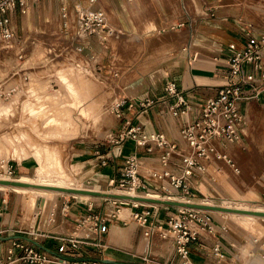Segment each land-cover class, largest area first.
I'll return each instance as SVG.
<instances>
[{
	"label": "crops",
	"instance_id": "1",
	"mask_svg": "<svg viewBox=\"0 0 264 264\" xmlns=\"http://www.w3.org/2000/svg\"><path fill=\"white\" fill-rule=\"evenodd\" d=\"M221 1L222 3L220 0H97L94 4H90L87 0H36L32 4V9L30 6L29 9L23 11L18 7L13 11L12 27L15 32L13 41L7 44L0 37V60L5 55L7 57L4 62H0V81L14 77V69L31 65V60L43 64L46 57H41V59L35 57L38 54V47L44 44L51 46L50 44L57 40L59 38L57 36L60 35L69 33L75 35L76 38L71 46L77 47L74 50L79 51L82 55L90 53L94 57L96 53L102 54V49L105 46L99 45L102 43H99L97 37L88 36L82 32L78 14V10L81 8L102 9L110 16V25L114 29L112 38L106 43L108 47H111V50L114 43L117 42V46L119 45L118 42L121 44L120 39H123L122 41L127 45L131 38L145 48L142 56L145 61H142L140 69L142 71L150 70V72L142 75L140 81L137 82L138 84H135L136 81L131 83V86L136 90L133 96L136 98L140 96V99L150 97L157 101L154 106L150 105L151 107H141L138 104L134 110H130L125 105L122 107L125 117L132 119L134 125L140 126L143 133H164L171 142L179 145L181 151H187L188 148L182 134L183 128L196 121L201 115L203 105L210 99L217 97L223 87L235 80L228 65V58L232 52L229 48L230 45L235 44L238 48H242L247 41L248 34L257 36L264 33V15L244 16L245 10L240 8L242 4L239 0ZM216 3L217 5H215ZM64 8H67V16H64ZM178 21H184L182 28L166 31L169 27L178 25ZM251 21H257L259 25L262 23L263 29L251 32L237 23L248 24ZM82 36L85 39L81 43L80 37ZM85 40L87 42H84ZM41 52H43L42 49ZM31 54L33 56L25 63L27 55L30 56ZM16 57L21 64L16 62ZM98 64L104 67L103 61ZM41 70L46 69L42 68L38 71ZM243 72L245 75H253L259 78V74L249 66H245ZM62 78L72 91L78 92L73 81L68 79L66 75H62ZM171 82L177 84L186 98L190 107V111L186 115L174 116L170 109L176 101L175 98H170L166 92V86ZM126 94L128 93L126 92ZM245 95L249 99L241 103L245 116V125L241 132L242 140L240 143H225L220 147V150L231 156L235 163H238L237 154L241 155L235 145L244 143V139L250 132L248 120L251 122L257 112L264 110V93L256 97L252 89L247 87ZM80 105L82 106L81 118H77L73 123L74 125H70V130H76L85 119L97 117L93 111L91 112L94 114H91L83 101H80ZM4 107L7 108V106L0 104V111ZM49 119L50 117L44 120L49 121ZM231 144L234 147L230 148ZM140 150L133 142H128L115 146L113 150L98 149L95 152H87V154L98 156L97 160L101 156H106L110 162H114V158L123 160L125 155L138 154L139 156L144 155L140 158L152 166H159L160 154L148 155ZM83 154L86 152L82 150H78L76 153L77 156H83ZM34 155L39 161L42 158L38 152ZM53 157L57 159L55 153H53ZM28 160L18 163L24 173L31 169V162ZM94 160L90 159L74 164H87ZM58 163L59 160L57 159ZM120 163L122 164L123 161ZM219 163L226 167H222ZM172 164L178 166L179 159L176 158ZM227 165L229 164L219 159L207 162L206 171L197 173L192 179L195 197H221L229 193L242 192L236 182L230 181ZM105 166L102 160L101 167L105 168ZM98 173L101 175L96 176V178L103 181L115 179L114 171L108 167L95 171L94 176ZM23 177L30 178L29 176ZM30 179L35 178L31 177ZM37 179L73 182L63 177H58L57 180ZM232 184L237 191L232 187ZM10 189L12 188L5 190ZM0 190L3 191L4 189ZM148 191L149 193L157 192L164 195L162 191L156 190L153 185L149 186ZM16 193L23 194L20 201H17L16 197H0V202L4 201V211L0 216V262L7 259L9 250L17 241H32L54 255L57 254V249L67 240V237L75 236L81 239V244L74 251L73 256L68 257L71 260H98L106 264H143V258L150 255L149 258L153 262L161 264L179 263V255L173 240H166L163 237L159 239L153 235V241H151V237L148 238L145 235V227L147 226H152L155 229L167 227L170 217L175 214L169 210L178 211L176 206L158 204L157 202H154L155 205L144 206L143 210L136 213L146 212L151 222L149 225H143L136 218L132 222L121 219L119 217L120 210L118 214H110L108 207L98 210L97 207H94V201L86 200L87 202H83L77 199L70 202V199L60 200L45 228H39L42 223V214L39 213L38 224L35 225L33 231H30L31 228L21 227L19 217L24 212V194L32 193L19 191ZM68 195L76 197L73 194ZM32 204L34 209V203ZM19 210H21L20 214L16 212ZM131 210L133 212V208ZM136 213L133 212V214ZM97 216L104 219L102 232H95L93 228V219ZM212 223L217 228L216 233L219 236L216 234V237L221 243L226 258H233L236 260L235 264L239 263L237 257L239 248L243 243L241 237L232 236L214 216ZM79 227H84L88 233L90 232V235L84 236L87 232L78 231ZM216 243L209 242L201 233L200 239L188 246L191 261L195 264H209L208 260L211 256L209 249ZM260 263L264 264V261L260 260Z\"/></svg>",
	"mask_w": 264,
	"mask_h": 264
},
{
	"label": "rangeland",
	"instance_id": "2",
	"mask_svg": "<svg viewBox=\"0 0 264 264\" xmlns=\"http://www.w3.org/2000/svg\"><path fill=\"white\" fill-rule=\"evenodd\" d=\"M239 1L242 4L240 8L245 10L244 16L252 15L255 17L264 15V0ZM220 2L222 3L221 0ZM237 12L241 13L240 11ZM257 21H251L248 24L237 23L244 29L254 32L263 29L261 27L262 23L259 25ZM183 22L178 21V25L169 27L166 31L182 28L179 24H183ZM57 37L59 38L53 41L50 44L51 46L44 44L38 47V54L35 57H39V59L46 57L43 64H38V62L31 60V65L15 68L13 71L14 77H8L0 81V104L7 106V108L4 107L0 111V175L12 178L29 176L35 178L36 181L40 180L37 178L57 180L58 177L72 180L75 184H79L78 186L81 188H94L98 190L97 192L102 193L87 200L89 202L94 201L95 208L97 207L99 210L108 207L110 214H118L120 210L119 217L127 222H132L135 220L133 212H140L144 206L155 205L154 202L139 201L140 203L138 204L124 202V197L122 196H130L123 195L121 192L123 189H120L117 183L111 184V181L106 182L96 178L101 173L94 176L95 171L108 167L114 171V177L117 180L119 178L118 170L122 166L120 162L123 160L119 158L118 161L117 158H114V162H110V159L105 158L107 165L103 168L101 167L103 159L97 160L98 156L89 155L87 152H95L98 149L109 151L116 146L110 142L108 136L110 134L117 135L123 127L125 121H122L116 114L117 106L122 101L133 99L136 107L140 100H143L146 104H148V101L153 102L151 106L156 104V99L150 97L143 99H140V96L138 98L134 97L136 90L131 86V83L135 81V84H138L137 82L140 81L141 76L150 72V70L142 71L140 69L142 61H145V59H142L145 48L131 38L127 45L122 41L123 39H120L121 44L118 42V46L117 42L114 45L112 43L113 48L111 50V47L109 46V48L106 43L112 37L105 42L97 39L99 43H102L99 45L105 47L102 49V54L96 53L92 57L90 53L82 55L79 51L74 50L77 47L71 45L74 43L75 35L69 33ZM84 39L83 36L80 37L81 43ZM84 42L87 41L85 40ZM41 49L43 52H41ZM32 56L33 54L27 55L25 63ZM6 58L5 55L0 62H4ZM104 58L106 59L104 60ZM102 61L104 67L98 64L102 63ZM16 62L21 64L17 57ZM42 68L46 70L38 71ZM62 75H66L68 79L76 84L78 92L72 91L68 87ZM27 82L28 84L26 85ZM80 101L85 102L90 112L94 111L97 117L85 119L76 130H70V125H74L73 123L76 119L81 118L82 106ZM123 109L121 108V111L124 114ZM48 116L50 117L49 121H45L44 119L49 118ZM248 121L249 135L244 139V143L235 145L241 154H237L238 163L236 162L239 172L227 165L229 167L227 172L229 179H231L230 181L236 182L242 192L229 193L221 197L204 198L197 196L190 199L191 201L205 205L212 203L221 204L222 201L227 200L248 204L251 208H264V110L257 112L251 122L250 120ZM78 150H82L86 154L77 156ZM36 152L40 154L42 160L40 159L39 161L35 158L34 154ZM53 153L56 154L59 160L58 164L57 159L53 157ZM90 159L95 160L87 164H74ZM24 160L31 162V169L27 173L22 172L18 166V163H22ZM2 161L6 162L2 163ZM219 164L222 167H226L224 164ZM10 167L14 171L12 175L9 174ZM66 182L69 183V181ZM232 187L237 191L233 184ZM138 194L145 196L146 193L139 192ZM148 195L154 196V200H159V197L161 200L165 198L164 195H160L157 192L148 193ZM1 196L16 197L17 201H20L23 194L16 193L12 189L7 191L4 189L3 191L0 190ZM148 197L146 196L145 198ZM171 197L176 201L185 200L183 197L176 195ZM167 198L165 200H168ZM69 199L70 202H74L77 199L87 202L70 195H60L50 199L46 196L24 194V212L19 217L21 227L31 228L30 231H33L35 225L38 224V215L41 213L42 223L39 228L44 229L47 221L54 214L56 204L60 200ZM31 202L34 203V209ZM131 208H133V212ZM179 209L180 207H178ZM198 209L205 210L204 208ZM16 212L20 214L21 210ZM169 212L174 214L178 211L169 210ZM206 213L211 216L212 220L213 216L218 219L223 224L224 229L229 231L232 236L241 237V242L243 243L239 248L237 257L239 263L236 264H262L260 260H264L259 252L260 244L259 242L257 243L256 255L255 242L259 238H264V221H257L256 219L241 220L237 216L227 217L215 211L201 212L202 218H204ZM212 220L208 222L211 223L214 231H201V233L204 234L209 242H217L216 244L221 245L216 237V234L218 236L219 234L216 233L217 228L212 223ZM150 222L151 220H149L147 225ZM80 230L86 231L84 227H79L78 231ZM148 230L150 231L149 228L145 227V233ZM163 231L164 229L157 234H151V241H153V235L155 238L159 237L161 239ZM76 235L78 234L76 233ZM89 235L90 232H87L84 236ZM147 237L149 238V236ZM166 240H172L171 236ZM213 247L209 249V253H211L208 260L209 264H235L236 260L233 258H224L223 260L217 258L214 255ZM148 257L151 256L148 255ZM178 264H182L180 257Z\"/></svg>",
	"mask_w": 264,
	"mask_h": 264
},
{
	"label": "built area",
	"instance_id": "3",
	"mask_svg": "<svg viewBox=\"0 0 264 264\" xmlns=\"http://www.w3.org/2000/svg\"><path fill=\"white\" fill-rule=\"evenodd\" d=\"M35 1L0 0V37L5 43L9 44L15 38L12 27L13 11L18 7L25 11ZM87 1L90 4L97 2V0ZM66 9L64 8V16H67ZM78 14L80 27L84 34L97 37L103 42L113 35L114 29L104 10L81 8L78 10ZM183 25L179 24L181 27ZM229 48L232 52L228 58V65L235 80L223 87L217 97L203 105L201 115L196 121L183 128L182 134L188 148L187 151H181L179 145L171 142L164 133H143L140 126L134 125L132 119L126 118L121 108L125 105L130 110L136 108L133 99L124 100L118 104L116 114L125 122L117 135L110 134L108 136L110 142L116 146L133 142L143 153L160 154V163L158 167L144 169L143 160L138 154L125 155L119 171V178L111 180V184L117 183L120 189L133 193L147 191L146 195L149 193V186L153 185L156 190L162 191L168 200L172 198L171 196L176 195L183 197L186 202H190V199L195 197L192 179L197 173L206 171L207 162L219 159L239 172L233 159L220 150V147L225 143H240L242 140L241 132L245 125V116L241 103L249 99L245 95L247 87L252 89L256 97L264 93V33L257 36L248 34L247 41L242 48H238L235 44L230 45ZM245 66H249L254 72H257L259 78L245 75L243 72ZM166 92L170 98L176 99L170 108L174 116L186 115L190 111L186 98L176 83H168ZM152 103L150 101L148 104L144 101L139 102L142 107L150 106ZM101 158L104 165H107L106 159L108 158L106 156H101ZM176 158L179 159L178 166L172 164ZM13 173L14 171L10 167L9 174ZM3 205L4 201L0 202V216L4 211ZM201 212L203 211L195 208H180L170 217L167 227L161 233L165 239L171 236L182 264H195L189 257L188 246L200 239L201 231H214L211 223L208 222L212 220L211 216L206 213L202 218ZM135 218L139 219L143 225H147L149 222L146 212L136 213ZM103 221L104 219L99 216L93 219L95 232L103 231ZM147 228L150 231L145 233L146 236L155 233L154 227L147 226ZM80 244L79 237H67V240L57 249V254L52 255L32 241H17L9 250L7 259L0 264H106L98 260L69 259L68 257L73 256ZM259 244L260 255L264 258V240ZM213 252L219 259L226 258L219 244L213 247ZM143 264L161 263L153 262L145 256Z\"/></svg>",
	"mask_w": 264,
	"mask_h": 264
},
{
	"label": "bare ground",
	"instance_id": "4",
	"mask_svg": "<svg viewBox=\"0 0 264 264\" xmlns=\"http://www.w3.org/2000/svg\"><path fill=\"white\" fill-rule=\"evenodd\" d=\"M32 7L33 6L31 5V9H32ZM87 108H88V106H87ZM91 114H94V113L91 112ZM93 118H95V117H93ZM232 147H234V146L231 144L230 148H232ZM5 162L6 161H2V163H5ZM142 164H143V167L145 169H150L151 167H156V166H152V164H150V163H147L146 160H143ZM30 178H25L23 176L12 178L10 176H3L2 175V176H0V181L17 182L20 184H12V183L7 184V183L0 182V189L12 188L16 191H20L23 193H32L33 195L46 196L50 199H53V198L60 196V195H68V194H73L77 198H80L82 200H89L93 197L99 196V195H95L93 193H89V192H96L98 190H96L94 188L84 189V188L79 187L78 186L79 184L77 185L73 182L67 183L64 180L57 181V182H53V181L51 182L49 180H39V181L37 180L36 181V179L33 180ZM77 190L88 191V192H78ZM121 192L123 193V195L130 196V197L123 196L124 197L123 201L128 202V203L134 202V203L138 204L139 201H143V200L136 199V197H146V196L148 197L149 196L146 194H145V196H142V195H139L138 192L133 193V192L125 191V190H123V191L121 190ZM148 198L149 199H155L154 196H149ZM164 199H166V198H164ZM170 201H176V200H173L171 198ZM178 201H181L182 203H196L195 201H190V202H186L185 200H178ZM205 205L213 206V207H217V208H214L211 210H208V209L201 210L198 208H195V209H197L199 211H205V212L215 211L216 213L224 214L227 217L228 216H237L241 220L242 219H256L257 221H260V220L264 221V214H259V213H264L263 207L251 208L248 204H244L241 202H231V201H227V200L222 201L221 204L212 203V204H205ZM180 208L184 209V208H192V207H188V206L184 205V206H180ZM161 230H163V229L157 228V229H155V233H159V232H161ZM263 240H264V238H259L255 242L256 255H257V248H258L257 243L260 241L262 242Z\"/></svg>",
	"mask_w": 264,
	"mask_h": 264
},
{
	"label": "water",
	"instance_id": "5",
	"mask_svg": "<svg viewBox=\"0 0 264 264\" xmlns=\"http://www.w3.org/2000/svg\"><path fill=\"white\" fill-rule=\"evenodd\" d=\"M0 182L7 183V184H10V183H12V184H20V183H17V182H10V181H0ZM77 191L78 192H88V191H79V190H77ZM89 193H93L95 195L102 194V193L97 192V191L96 192H89ZM136 199L143 200V201L157 202L158 204L171 205V206H176V207H180V206L186 205V206L192 207V208H204V209H208V210L217 208V207L205 206V205H201V204H197V203H182L181 201H170V200H161V199L154 200V199H149V198H145V197H136ZM259 214H264V213H259Z\"/></svg>",
	"mask_w": 264,
	"mask_h": 264
}]
</instances>
